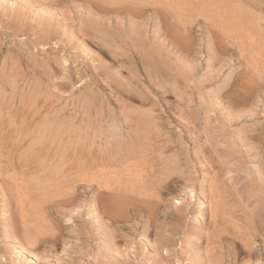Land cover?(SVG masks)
Wrapping results in <instances>:
<instances>
[{"label":"rangeland","instance_id":"374dc122","mask_svg":"<svg viewBox=\"0 0 264 264\" xmlns=\"http://www.w3.org/2000/svg\"><path fill=\"white\" fill-rule=\"evenodd\" d=\"M107 1L99 2L110 5ZM234 1L247 12L236 8L239 5L232 9L253 21L247 28L208 31L199 25L187 30L167 25L169 16L164 14L168 37L158 34L161 23L148 8L113 16L89 8L84 0H0V174L13 168L53 174L64 170L70 172L68 177L52 174L47 183L75 182L76 190L73 203L66 206L75 220L68 230L58 224L44 227L50 230L46 233L50 245L46 241L27 245L30 238L23 234L20 253L18 243L0 237V261L64 264L71 256L79 264L85 256L93 260L98 249L105 264H174V255L178 264H197L194 231L199 206L207 205L211 197L207 194H212L207 185L219 188L222 180L224 185L240 186L247 180L241 186L251 187L258 173H264V42L245 39L248 34L264 38V12ZM91 20L100 29L114 31L134 26L139 39L133 43L124 33L122 41L93 38L87 31ZM153 65L162 71L154 67L156 72ZM31 104L37 106L36 112ZM88 169L108 183L100 191L89 176L78 177ZM1 176L0 186L16 185L14 179ZM96 204L104 211L103 246L94 241L91 222L83 220L84 212Z\"/></svg>","mask_w":264,"mask_h":264},{"label":"bare ground","instance_id":"6f19581e","mask_svg":"<svg viewBox=\"0 0 264 264\" xmlns=\"http://www.w3.org/2000/svg\"><path fill=\"white\" fill-rule=\"evenodd\" d=\"M88 5L89 8L93 7L95 10H101L103 13L108 14V13H113V16H121V15H127L129 12H144L146 8L149 9L151 13H153V19L154 17L158 20V23H161L159 25V29L157 30L159 35H165L169 36V28L164 27L162 25V22L166 24V21H162L166 19L167 14L169 16V21L168 24L169 26H174V27H180L183 29H190L192 26H203V28L210 29L212 28H219L221 29L223 26L228 28L229 26H238L245 27L246 25L252 24V20L248 21L246 17L248 18V15L246 14L243 16L244 11L247 12V9H245L240 6L241 3L236 4L234 0H113L114 3L111 4L112 0L110 1V5H105L103 3L93 1V0H84ZM107 1V2H109ZM242 3H245L249 6H253L255 9L259 10L260 12H264V6L260 4V0H242ZM104 2V1H103ZM263 2V1H262ZM234 3V4H233ZM264 3V2H263ZM233 7H240L238 9L242 10L243 12H237L238 9H232ZM236 5V6H234ZM147 6V7H146ZM251 8V7H249ZM92 9V10H93ZM94 10V11H95ZM96 11V12H97ZM237 12V15L234 14L233 12ZM254 11V10H253ZM136 13V14H137ZM250 13V12H248ZM254 13V12H253ZM135 14V13H134ZM159 15L158 17L155 15ZM251 15V14H249ZM254 15V14H253ZM133 16V15H132ZM237 16V18H236ZM246 16V17H245ZM91 17V16H90ZM243 17V18H242ZM252 17V16H251ZM94 18V17H93ZM97 18V17H95ZM94 18V19H95ZM99 19V18H98ZM112 19V18H111ZM154 19V21L157 22V20ZM245 19V20H244ZM253 20L255 18H252ZM261 19V18H260ZM101 20V19H100ZM259 20V17H258ZM92 21V26H90V31L89 28L87 29L88 32L92 33L91 35L94 36L93 38H110L111 36L113 38H116L118 40L122 41V35L124 33L125 37L131 40V42L135 43V40L139 39V34L140 32L132 26V28L128 29L127 31H124L122 28L116 27V30L114 31L113 29H110L105 27L103 29L98 28L97 22L94 20ZM121 21V20H120ZM123 21V20H122ZM252 21V22H251ZM256 21V20H255ZM260 21V20H259ZM130 23V21L128 20ZM108 24V22H107ZM255 24V23H253ZM166 25V26H167ZM81 26V25H80ZM228 26V27H227ZM258 26V27H257ZM255 26V28H259L260 24ZM83 27V26H82ZM81 27V28H82ZM157 27V25H156ZM221 27V28H220ZM223 27V28H224ZM251 27V26H249ZM168 28V29H167ZM222 28V29H223ZM225 28V29H226ZM231 28V27H230ZM239 28V29H240ZM247 28V27H245ZM253 28V27H252ZM264 29V27H261ZM24 29V28H23ZM84 29V27H83ZM83 30L87 33L86 30ZM157 29V28H156ZM238 29V30H239ZM250 29V28H248ZM81 30V29H80ZM160 30H163L162 32ZM180 30V29H179ZM227 30V29H226ZM226 30H224L226 32ZM251 30V29H250ZM262 30V29H261ZM82 31V30H81ZM156 31V30H155ZM220 31V30H219ZM223 31V30H222ZM228 31V30H227ZM24 32V31H23ZM80 32V31H79ZM84 32V33H85ZM212 32V31H211ZM224 32V33H225ZM229 32V31H228ZM243 32V31H242ZM252 32V31H251ZM259 32V31H258ZM262 32V31H261ZM82 33V32H81ZM221 33V32H220ZM223 33V32H222ZM72 34V33H71ZM88 34V33H87ZM86 34V35H87ZM230 34V32H229ZM227 34V36L229 35ZM46 35V34H44ZM84 34L82 33V36ZM90 35V34H88ZM247 35V34H246ZM146 36V35H145ZM214 36V35H213ZM219 36V35H218ZM226 36V34H225ZM230 36V35H229ZM232 36V35H231ZM244 36V35H243ZM35 37V36H34ZM44 37V36H43ZM245 37V36H244ZM257 37V35H256ZM251 35H247L245 39L249 40H258L261 39L264 42V38L261 35V38H256ZM38 38V37H37ZM47 38V37H46ZM89 38V36H88ZM167 38V37H166ZM212 38V37H211ZM216 38V37H215ZM220 38V37H219ZM233 38V37H232ZM238 38H241L239 36ZM142 39V38H141ZM46 40V39H45ZM107 40V39H106ZM109 40V39H108ZM107 40V41H108ZM83 41V40H82ZM260 41V40H259ZM37 42V41H36ZM258 42V41H257ZM42 44V43H41ZM162 44V43H160ZM46 45V44H45ZM132 45V44H131ZM134 46V45H133ZM132 46V47H133ZM162 46V45H161ZM165 47V46H164ZM13 48V47H12ZM128 48V47H127ZM139 48V46H138ZM153 48V47H151ZM168 48V47H167ZM33 49V48H32ZM136 49V48H135ZM21 50V49H20ZM27 50V49H26ZM140 50V49H139ZM146 50H149L146 49ZM154 50V49H153ZM152 50V51H153ZM108 51V50H105ZM137 52V51H136ZM154 52V51H153ZM152 52V53H153ZM167 52V50H166ZM145 53V52H144ZM148 53V51H147ZM162 53V52H161ZM28 54V53H27ZM42 54V53H40ZM110 54V53H109ZM143 54V53H142ZM159 54V53H158ZM38 55V54H37ZM123 55V54H122ZM162 55V54H161ZM23 56V55H22ZM44 56V55H43ZM121 56V55H120ZM136 56V55H135ZM158 56V55H157ZM113 57V56H112ZM150 57V56H149ZM159 57V56H158ZM54 58V57H53ZM147 58V57H146ZM153 58V57H152ZM161 58V57H160ZM32 59V58H31ZM34 59V58H33ZM32 59V60H33ZM47 59V58H46ZM112 59V58H111ZM113 59H115L113 57ZM140 59V58H139ZM145 59V58H144ZM163 59V58H162ZM34 59L33 61H35ZM142 60V59H140ZM38 61V60H37ZM44 61V60H43ZM62 61V59H61ZM114 61V60H113ZM147 61V59L145 60ZM152 61V60H151ZM150 61V62H151ZM156 63L155 61H152V63ZM159 62V61H158ZM143 64V61L141 62ZM153 63V64H154ZM160 63V62H159ZM158 63V64H159ZM32 64V63H31ZM141 64V65H143ZM157 64V65H158ZM164 64V63H163ZM162 64V66H163ZM37 67H40V64H37ZM46 65V64H45ZM49 65V64H48ZM161 65V63L159 64ZM158 65V66H159ZM33 66V65H32ZM36 66V65H35ZM47 66V65H46ZM55 64L53 65V67ZM105 66V65H104ZM144 66V65H143ZM152 68V64L150 63ZM154 66L153 68L156 67L157 70H159L157 67ZM165 67V66H164ZM129 68V67H128ZM148 68V66L146 67ZM170 68V67H169ZM3 69V68H2ZM39 69V68H38ZM130 69V68H129ZM132 69V68H131ZM155 69V68H154ZM155 69L156 72H158ZM160 69H162L160 67ZM55 70V68H54ZM145 70V69H144ZM153 70V69H152ZM28 71V69H27ZM48 71V70H47ZM117 71V70H116ZM147 71V70H145ZM153 72L154 75L156 72ZM162 71V70H159ZM164 71H166L164 69ZM18 72V71H17ZM120 72V71H119ZM169 72V71H167ZM30 73V71H29ZM59 73V72H58ZM148 73V71H147ZM159 73V72H158ZM152 74V73H151ZM30 75V74H29ZM33 75V74H32ZM164 75V74H163ZM161 74V76H163ZM114 76V75H113ZM121 77V76H120ZM34 78V77H33ZM32 78V79H33ZM72 79V78H70ZM160 79V78H159ZM164 79V78H162ZM51 81V80H50ZM72 81V80H71ZM74 82V81H73ZM8 83V82H7ZM8 86V85H6ZM15 86V85H14ZM1 98V97H0ZM22 103V102H21ZM52 103V102H51ZM33 105V106H32ZM38 105V104H37ZM119 105V104H118ZM33 110L37 107L34 104H31V108ZM29 108V107H28ZM25 109V107H24ZM30 110V109H29ZM27 110L26 112H29ZM37 109L34 111L36 112ZM40 111V110H39ZM126 112V111H125ZM33 113V114H32ZM39 113V112H37ZM88 113V112H87ZM129 113V112H128ZM32 115H34V112H31ZM29 115V114H28ZM26 115L25 117H27ZM37 116V114L35 113ZM35 116V117H36ZM82 116V115H81ZM123 116V115H122ZM135 116V115H133ZM139 116V115H138ZM31 117V116H30ZM28 116V118H30ZM34 117V119H35ZM129 117V116H128ZM24 118V117H23ZM33 118V116H32ZM31 118V119H32ZM38 118V117H37ZM29 119L30 121H32ZM27 120V119H26ZM126 120V119H125ZM29 121V123H30ZM23 122V121H22ZM28 122V121H27ZM128 122V121H127ZM134 122V120H133ZM21 123V122H20ZM27 124V123H25ZM138 124V123H137ZM114 125V124H113ZM142 125V124H141ZM23 126V125H22ZM33 126V124H32ZM142 127V126H141ZM36 129V128H35ZM11 130V129H10ZM22 130V129H21ZM29 131V130H28ZM27 131V133H28ZM143 131V130H142ZM146 131V130H145ZM126 132V131H125ZM19 133V132H18ZM26 134V132H24ZM31 133V132H30ZM22 133H20L21 135ZM30 135V134H29ZM130 135V134H129ZM34 136V135H33ZM38 136V135H37ZM115 136V135H114ZM11 137V136H10ZM36 136H34L35 138ZM149 138V137H148ZM107 140V137L105 138ZM114 139V138H113ZM118 139V137H117ZM167 139V138H166ZM11 140V139H10ZM151 141V140H150ZM34 142V141H33ZM103 142V141H102ZM121 142V141H120ZM147 142V141H146ZM38 143V142H37ZM156 143V142H155ZM147 144V143H146ZM161 144V143H160ZM155 146V145H154ZM165 146V145H163ZM158 147V146H156ZM161 147V146H160ZM148 148V147H147ZM152 149V148H151ZM156 149V148H155ZM150 150V149H149ZM98 151V150H97ZM104 151V150H103ZM147 152V150H146ZM160 153V152H159ZM5 155V154H4ZM7 157V156H6ZM108 157V156H107ZM170 158V157H169ZM141 159V158H140ZM161 159V158H160ZM111 160V159H110ZM171 160V159H169ZM97 161V160H96ZM135 161V160H134ZM172 161V160H171ZM99 162V161H98ZM136 163V162H135ZM134 164V163H133ZM167 165V164H166ZM107 166V165H105ZM148 166V165H147ZM236 166V165H235ZM108 167H110L108 165ZM132 167V166H131ZM149 167V166H148ZM106 168V167H104ZM124 168V167H123ZM264 168V167H263ZM15 168H10L12 172H6L5 174H2L3 180H8V179H14V185L13 183L11 184L13 187L8 185L9 187H4L0 186V237H6L10 239L14 243H18L16 245L17 251L23 252L22 250V236L23 234L26 235L27 238H30L28 240V243L26 242L27 245L31 244L35 245L38 243L42 242H48L51 243L50 239L46 237V233H50L49 231L46 232V229L44 227H48V225H57L61 226L64 229H69L73 224H74V219L71 214V210L68 211L66 206L70 205L73 203L74 198L72 195H74V190L75 186L72 184L70 185L67 181H61L59 186H54L51 184L47 183L48 177L52 176L53 172L50 171L44 172L43 170H32L30 171L26 169V171L22 170L23 172H20L19 169L14 170ZM49 169V168H48ZM92 169V168H91ZM116 169V168H115ZM143 169V168H142ZM224 169V168H223ZM2 170V169H1ZM6 170V169H5ZM9 170V169H7ZM46 170V169H45ZM102 170V169H101ZM141 170V169H140ZM222 170V169H221ZM235 170V169H234ZM15 171V172H13ZM20 173H17V172ZM93 171V170H92ZM118 171V170H117ZM142 171V170H141ZM237 171V170H236ZM261 171V170H260ZM55 172V171H54ZM88 171H82V173L78 177H85L86 175L89 176L87 178H90V182L93 180L96 183V189L100 191L101 188H103L105 185L108 183L104 180H102V174L95 173L96 175H99L101 177H95L94 171L87 173ZM99 172V171H98ZM104 172V171H103ZM112 172V171H111ZM2 173V172H1ZM56 174L53 175H58L59 178H66L69 176L70 172L68 171H58L55 172ZM101 173V171H100ZM113 173V172H112ZM120 173V172H119ZM118 173V174H119ZM221 173V172H220ZM231 173V172H230ZM229 173V174H230ZM238 173V172H237ZM242 173V172H241ZM114 174V173H113ZM219 174V173H218ZM228 174V175H229ZM240 172L238 173V175ZM259 176L255 178L256 180V185L255 186H241V184L245 185L246 184V177L245 175L242 177L245 179V183L238 184V186H230L227 185V181L230 182L229 180L225 181L227 184L226 187L223 184L224 182L220 180V183H217L219 188H216L215 184V189L214 185L210 186L213 188H208L207 185V190L212 192L211 195L207 194L209 197V203H204L203 205H200L199 208L201 213L200 215L197 216V227L196 230L194 231V251L196 253V260L198 261L197 264H264V173H258ZM74 175V174H72ZM131 175V174H130ZM227 175V179L229 178ZM238 175H234L235 177ZM7 176V177H6ZM23 176V177H22ZM104 176V175H103ZM108 176V175H107ZM141 176V175H140ZM219 176H221L219 174ZM231 176V175H230ZM9 177V178H8ZM22 177V178H20ZM54 177V176H53ZM106 177V176H105ZM232 177V178H235ZM8 178V179H7ZM20 178V179H19ZM29 180L33 179L34 183L33 185H29L28 179ZM100 178V179H99ZM115 178V177H114ZM137 178V177H136ZM144 178V177H143ZM222 178H226L222 177ZM221 178V179H222ZM231 178V177H230ZM229 178V179H230ZM239 178V177H238ZM26 180L24 182H27L28 184H21L20 182H23L22 180L18 182V180ZM51 179V178H50ZM49 179V180H50ZM95 179V180H94ZM97 179V181H96ZM237 179V177H236ZM241 179V176H240ZM53 180V179H52ZM51 180V181H52ZM137 180V179H136ZM238 180V179H237ZM160 181V180H159ZM216 181V180H215ZM232 181V180H231ZM18 182V183H17ZM23 182V183H24ZM32 182V180H31ZM89 182V181H88ZM93 182V183H94ZM147 182V181H146ZM145 182V183H146ZM154 182V181H153ZM156 182V181H155ZM238 182V181H237ZM236 182V183H237ZM1 183V182H0ZM7 183V182H6ZM77 183V182H76ZM122 183V182H121ZM141 183V182H140ZM139 183V184H140ZM212 183V182H210ZM215 183V182H213ZM232 183V182H231ZM230 183V184H231ZM235 183V182H234ZM233 183V184H234ZM5 184V181H4ZM31 184V183H30ZM54 184V183H53ZM154 184V183H153ZM223 184V185H220ZM231 184V185H233ZM6 185V184H5ZM151 185V184H150ZM236 185V184H235ZM109 186V185H108ZM114 186H121L118 182L114 183ZM142 186V185H141ZM145 186V185H144ZM222 186V187H221ZM59 187V188H58ZM107 187V186H106ZM105 187V188H106ZM122 187V186H121ZM152 187V186H151ZM155 187V185L153 186ZM113 187L111 186V189ZM147 188V187H146ZM73 189V190H72ZM87 189V188H86ZM120 189V188H119ZM96 190V191H97ZM117 190V189H116ZM112 190V191H116ZM127 190V189H126ZM131 190V189H130ZM213 190V191H212ZM76 191V190H75ZM81 191V190H80ZM201 191V190H200ZM199 191V192H200ZM78 192V191H77ZM102 192V191H101ZM118 192V191H117ZM125 192V191H124ZM129 192V191H128ZM150 192V191H148ZM74 193V194H73ZM95 193V192H94ZM106 193V192H105ZM122 193V192H121ZM120 193V194H121ZM118 194V193H117ZM119 194V195H120ZM130 194V193H129ZM95 195V194H94ZM99 195V194H96ZM95 195V196H96ZM110 195V194H109ZM113 195V194H112ZM152 195V194H150ZM100 196V195H99ZM99 196L97 198H99ZM104 196V195H103ZM108 196V195H106ZM144 196V195H143ZM94 197V196H93ZM114 197V196H113ZM124 197V196H123ZM152 197V196H151ZM233 197V198H231ZM102 198V197H100ZM93 199V198H92ZM103 199V198H102ZM95 200V198H94ZM98 201V199H97ZM99 201H101L99 199ZM98 201V202H99ZM114 201V200H113ZM123 201V200H122ZM82 202V201H81ZM94 202V201H93ZM208 202V201H207ZM101 203V202H99ZM118 203V202H117ZM124 203V202H123ZM177 203V202H176ZM103 204V203H102ZM105 204V203H104ZM108 204V203H107ZM112 204V203H111ZM122 204V203H121ZM76 205V204H75ZM91 205V204H90ZM97 205V204H96ZM95 205V206H96ZM115 205V204H114ZM177 208H178V204ZM87 206V205H86ZM92 206V205H91ZM118 206V205H117ZM189 206V205H188ZM202 206V207H201ZM69 207V206H67ZM74 207V206H73ZM93 207V206H92ZM125 207V206H124ZM127 207V206H126ZM105 208V207H104ZM117 208V207H116ZM115 208V209H116ZM88 210V209H87ZM104 210H107L106 208ZM110 210V208H109ZM175 210V209H174ZM85 211V210H84ZM116 211V210H115ZM114 211V212H115ZM74 212V211H73ZM103 210L101 209L100 204L97 205V208H91V212L88 211L84 212L83 214V220H88L91 222V232L93 234V239L94 241L100 245L103 241L102 237L104 234V222H103ZM107 214V213H106ZM109 214V213H108ZM107 214V215H108ZM173 218L176 220L178 217L172 213ZM115 217V216H114ZM106 219V218H105ZM109 220V219H108ZM109 223V222H108ZM107 223V224H108ZM117 223V222H116ZM50 226L49 228L53 227ZM170 225H173V222H171ZM148 226V225H147ZM109 227V226H108ZM114 227V226H113ZM55 228V227H53ZM74 228V227H73ZM112 228V227H111ZM165 228V227H164ZM166 229V228H165ZM180 229V228H179ZM113 230V229H111ZM54 231V230H53ZM51 231V232H53ZM115 231V230H114ZM63 232V231H62ZM65 232V231H64ZM118 232V231H117ZM74 233V232H73ZM71 233V234H73ZM55 233H52V235ZM70 234V231H69ZM76 234V233H75ZM29 235V236H28ZM117 235V234H116ZM114 235V236H116ZM50 236V235H49ZM56 236V235H55ZM73 236V235H72ZM80 236V235H79ZM189 236V235H188ZM54 237V235H53ZM59 237V236H58ZM62 237V236H61ZM71 237V236H70ZM78 237V236H77ZM111 237V236H110ZM109 237V238H110ZM52 238V237H51ZM56 238V237H55ZM116 238V237H115ZM5 239V238H4ZM24 239V238H23ZM70 239V238H69ZM88 239V238H87ZM90 239V238H89ZM107 239V237H106ZM57 240V239H56ZM75 240V239H74ZM91 240V239H90ZM108 240V239H107ZM58 241V240H57ZM55 241V242H57ZM110 241V239H109ZM113 241V240H112ZM116 241V240H115ZM119 241V240H118ZM73 242V241H72ZM75 242V241H74ZM189 242V241H188ZM61 243V239H60ZM65 243V242H64ZM110 243V242H109ZM24 244V243H23ZM25 244V245H26ZM59 243H57L58 245ZM62 244V243H61ZM73 244V243H72ZM79 244V243H78ZM111 244V243H110ZM109 244V245H110ZM118 244V243H117ZM191 244V243H190ZM24 245V246H25ZM50 245V244H49ZM60 245V244H59ZM63 245V244H62ZM82 245V244H81ZM102 245V244H101ZM100 245V246H101ZM107 245V244H106ZM20 246V247H19ZM64 246V245H63ZM79 246V245H78ZM103 246V245H102ZM113 246V245H112ZM14 247V248H15ZM54 247V246H52ZM71 247V246H70ZM74 247V246H73ZM72 247V248H73ZM107 247V246H106ZM105 247V248H106ZM171 247V246H170ZM31 247L30 249H32ZM56 248V247H55ZM65 248V247H62ZM61 248V249H62ZM84 248V247H83ZM115 248V247H114ZM177 248V247H176ZM184 248V247H183ZM39 249V248H38ZM54 249V248H53ZM60 249V250H61ZM103 249V247H102ZM101 249V250H102ZM107 249V248H106ZM113 249V248H112ZM111 249V251H112ZM191 249V248H190ZM37 250V249H36ZM45 250V249H44ZM104 250V249H103ZM34 251V250H33ZM71 251V250H69ZM115 251V250H114ZM41 252V251H38ZM60 252V251H59ZM104 252V251H103ZM117 252V251H115ZM193 252V251H192ZM18 253V254H19ZM26 253V252H25ZM83 253V250H82ZM94 257L93 260H90L88 257L90 256H85L83 258L82 263L79 262V264H105L103 261V257L100 253V251L97 249L96 252H94ZM110 253V252H109ZM27 254V253H26ZM46 254V253H45ZM178 254V253H177ZM1 255V254H0ZM6 255V254H5ZM11 255V254H10ZM15 256V254H13ZM12 255V256H13ZM25 256V254H22ZM29 256V259L32 261L33 257L30 254H27ZM34 256V254L32 253ZM59 255V254H58ZM80 255V254H79ZM78 255V256H79ZM84 255V254H82ZM87 255V254H86ZM112 255V254H111ZM10 256V257H12ZM17 256V255H16ZM64 256V254H63ZM18 257V256H17ZM15 257V258H17ZM27 257V256H26ZM66 257V256H65ZM116 257V256H115ZM176 255H174L173 262L174 264H178V260L175 258ZM37 258V257H36ZM77 258V257H76ZM110 258V257H109ZM113 258V257H111ZM119 258V257H118ZM1 259V258H0ZM3 259V257H2ZM1 259V260H2ZM12 259V258H11ZM41 259V258H40ZM67 259H69L68 263L64 261V264H75L74 259L71 258V256ZM18 260V259H17ZM24 260V259H23ZM58 261H62V259L58 256L57 257ZM21 261V260H20ZM78 261V259L76 260ZM75 261V262H76ZM80 261V260H79ZM91 261V262H90ZM108 262V261H107ZM110 262V261H109ZM132 262V261H131ZM55 263V262H54ZM196 263V262H195ZM0 264H4L2 261H0ZM21 264V263H20ZM24 264V263H22ZM28 264V263H27ZM33 264V263H32ZM56 264V263H55Z\"/></svg>","mask_w":264,"mask_h":264}]
</instances>
